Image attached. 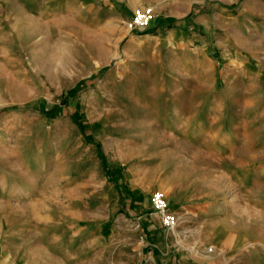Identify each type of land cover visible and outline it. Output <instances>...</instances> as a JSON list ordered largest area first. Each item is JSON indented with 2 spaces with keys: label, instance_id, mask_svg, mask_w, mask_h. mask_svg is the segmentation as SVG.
<instances>
[{
  "label": "rangeland",
  "instance_id": "374dc122",
  "mask_svg": "<svg viewBox=\"0 0 264 264\" xmlns=\"http://www.w3.org/2000/svg\"><path fill=\"white\" fill-rule=\"evenodd\" d=\"M145 6L153 20L131 28ZM235 33L264 57L254 38L264 36V0H1L8 186L51 191L53 214L65 204L68 218L97 219L100 264L211 257V246L188 242L186 204L227 199L257 238L251 257L228 264H264V78L219 57ZM137 182L164 194L173 228L150 199L134 211Z\"/></svg>",
  "mask_w": 264,
  "mask_h": 264
},
{
  "label": "crops",
  "instance_id": "0c3cea01",
  "mask_svg": "<svg viewBox=\"0 0 264 264\" xmlns=\"http://www.w3.org/2000/svg\"><path fill=\"white\" fill-rule=\"evenodd\" d=\"M262 37L264 36L258 34L254 38L260 43L264 40ZM238 38L237 33L227 37L226 44L219 46L222 47L219 49V57L230 59L239 69L236 70L239 74L240 68L248 66V62L254 69L252 73L258 78H264V57L260 58L258 50L240 48ZM204 153L206 157H210L213 152L205 150ZM11 174L0 171V264H100V222L92 219L86 225L81 223L78 216L68 218L67 205L62 203L63 214H53L52 199L49 197L51 191L43 192V197H37L40 193H36L34 188L8 186L12 182L10 180L15 179ZM136 176L138 178L135 179L139 181L141 175ZM143 186L137 182L131 188H139L137 196L131 193L129 200L134 211L136 208H145V201L150 199V194L145 193ZM111 189L112 187L106 189L105 194L112 193ZM61 195L59 194L60 201ZM246 203L248 204L247 199ZM186 206L188 230L191 231L188 236L189 244L194 247L202 246V250L211 246L213 255L209 258L205 254L188 257L177 252L172 257L169 251H161L163 256L157 259L160 263L228 264L229 259L251 257L247 253L254 248L257 238L253 235L252 221L247 213L244 212L247 215L242 222L238 221L236 202L227 199L204 203L194 201ZM151 215L154 224H159L157 216L154 217L152 212ZM244 219L248 220L245 222Z\"/></svg>",
  "mask_w": 264,
  "mask_h": 264
},
{
  "label": "built area",
  "instance_id": "2783aa9c",
  "mask_svg": "<svg viewBox=\"0 0 264 264\" xmlns=\"http://www.w3.org/2000/svg\"><path fill=\"white\" fill-rule=\"evenodd\" d=\"M153 18L154 15L150 6L136 9L132 14L130 26L131 28L148 26ZM150 202L162 223L166 227L173 228L177 223V216L168 209L164 194L159 190L152 192L150 195Z\"/></svg>",
  "mask_w": 264,
  "mask_h": 264
},
{
  "label": "trees",
  "instance_id": "16d2710c",
  "mask_svg": "<svg viewBox=\"0 0 264 264\" xmlns=\"http://www.w3.org/2000/svg\"><path fill=\"white\" fill-rule=\"evenodd\" d=\"M47 109L54 110L55 107L54 106H50V108H47Z\"/></svg>",
  "mask_w": 264,
  "mask_h": 264
}]
</instances>
